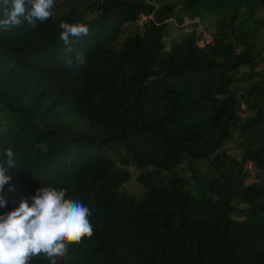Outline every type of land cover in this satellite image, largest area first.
<instances>
[{
	"label": "trees",
	"instance_id": "obj_1",
	"mask_svg": "<svg viewBox=\"0 0 264 264\" xmlns=\"http://www.w3.org/2000/svg\"><path fill=\"white\" fill-rule=\"evenodd\" d=\"M0 264H264V0H0Z\"/></svg>",
	"mask_w": 264,
	"mask_h": 264
},
{
	"label": "built area",
	"instance_id": "obj_2",
	"mask_svg": "<svg viewBox=\"0 0 264 264\" xmlns=\"http://www.w3.org/2000/svg\"><path fill=\"white\" fill-rule=\"evenodd\" d=\"M153 18L152 14H140L137 22L140 25L148 23ZM168 22L173 24L175 27L181 28L186 34H195L197 36V45L205 47L210 45L214 41L215 31L213 27L205 24L200 18H185L180 22L177 18L170 17L167 19Z\"/></svg>",
	"mask_w": 264,
	"mask_h": 264
},
{
	"label": "rangeland",
	"instance_id": "obj_3",
	"mask_svg": "<svg viewBox=\"0 0 264 264\" xmlns=\"http://www.w3.org/2000/svg\"><path fill=\"white\" fill-rule=\"evenodd\" d=\"M187 18V17H185ZM141 24V22H140ZM179 28V27H177ZM135 30H137V26H136V23L134 24H128L126 25L121 34H120V37H119V41H118V46L117 47H120L119 44L120 42L129 34H131L132 32H134ZM242 85V84H240ZM250 166V165H249ZM130 170L132 171V179H131V182L127 183L125 185V188L134 196H140L143 194L144 192V188L143 186L139 183L138 181V174H139V170L135 168V166H132L130 167Z\"/></svg>",
	"mask_w": 264,
	"mask_h": 264
},
{
	"label": "crops",
	"instance_id": "obj_4",
	"mask_svg": "<svg viewBox=\"0 0 264 264\" xmlns=\"http://www.w3.org/2000/svg\"><path fill=\"white\" fill-rule=\"evenodd\" d=\"M169 33L171 35L170 38L172 39H178L179 37H181L183 34H185V32L181 29V28H177L175 26H171Z\"/></svg>",
	"mask_w": 264,
	"mask_h": 264
}]
</instances>
